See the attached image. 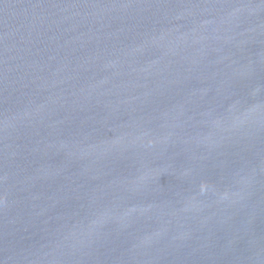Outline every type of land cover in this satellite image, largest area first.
<instances>
[{
  "label": "water",
  "instance_id": "water-1",
  "mask_svg": "<svg viewBox=\"0 0 264 264\" xmlns=\"http://www.w3.org/2000/svg\"><path fill=\"white\" fill-rule=\"evenodd\" d=\"M0 264H264V0H0Z\"/></svg>",
  "mask_w": 264,
  "mask_h": 264
}]
</instances>
